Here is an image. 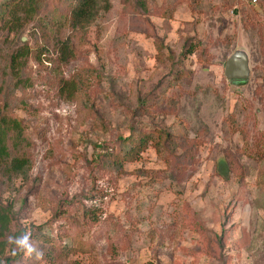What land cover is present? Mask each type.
<instances>
[{"label": "rangeland", "instance_id": "obj_1", "mask_svg": "<svg viewBox=\"0 0 264 264\" xmlns=\"http://www.w3.org/2000/svg\"><path fill=\"white\" fill-rule=\"evenodd\" d=\"M72 2L0 0V110L28 162L0 167V264H264V0H94L82 25ZM236 49L245 81L223 74Z\"/></svg>", "mask_w": 264, "mask_h": 264}, {"label": "trees", "instance_id": "obj_2", "mask_svg": "<svg viewBox=\"0 0 264 264\" xmlns=\"http://www.w3.org/2000/svg\"><path fill=\"white\" fill-rule=\"evenodd\" d=\"M70 13L74 22L80 25L85 22H90L95 18L96 8L94 0H73L70 7ZM65 53H67L68 47L64 46ZM15 60V59H14ZM15 62V61H14ZM11 69L15 73V65L11 64ZM76 73L72 78H80L82 82H85V77ZM18 78V77H17ZM79 79V80H80ZM79 80L77 82L72 81L70 84H63L61 86V92L68 97H72L75 94L80 85ZM22 119L14 115L7 110H0V167L8 166L16 173H21L27 165L25 154L21 150L22 143L25 140V131ZM154 138L155 135L148 133H132L122 140L126 147L118 154L119 149L111 150L108 152L107 158L115 165H121L123 158L131 159L132 154L137 152L138 149L144 148L148 138ZM158 137V134H156ZM13 148V150H11ZM13 204L5 203L0 198V255L5 251L7 239L5 235L9 230V226L12 221Z\"/></svg>", "mask_w": 264, "mask_h": 264}, {"label": "water", "instance_id": "obj_3", "mask_svg": "<svg viewBox=\"0 0 264 264\" xmlns=\"http://www.w3.org/2000/svg\"><path fill=\"white\" fill-rule=\"evenodd\" d=\"M248 56L240 49L234 50L226 59L223 66V74L230 81H245L247 78Z\"/></svg>", "mask_w": 264, "mask_h": 264}, {"label": "clouds", "instance_id": "obj_4", "mask_svg": "<svg viewBox=\"0 0 264 264\" xmlns=\"http://www.w3.org/2000/svg\"><path fill=\"white\" fill-rule=\"evenodd\" d=\"M10 242H14L16 247L25 254L26 257L41 259L44 256L42 250L31 241L30 233H25L19 237H9Z\"/></svg>", "mask_w": 264, "mask_h": 264}]
</instances>
